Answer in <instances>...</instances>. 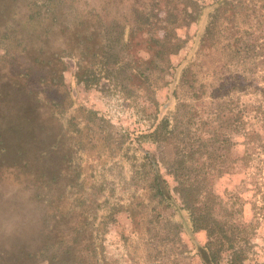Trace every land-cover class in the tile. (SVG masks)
<instances>
[{"label": "rangeland", "instance_id": "rangeland-1", "mask_svg": "<svg viewBox=\"0 0 264 264\" xmlns=\"http://www.w3.org/2000/svg\"><path fill=\"white\" fill-rule=\"evenodd\" d=\"M167 1L0 0V264H205L168 169L191 153L234 195L244 264H264V150L240 160L264 111V0L233 3L204 45L217 0H196L151 63L152 23L186 3Z\"/></svg>", "mask_w": 264, "mask_h": 264}, {"label": "trees", "instance_id": "trees-1", "mask_svg": "<svg viewBox=\"0 0 264 264\" xmlns=\"http://www.w3.org/2000/svg\"><path fill=\"white\" fill-rule=\"evenodd\" d=\"M185 1L186 3L179 12L176 10L171 13L169 9H166L162 17H157L156 13L157 20L152 25H158L162 33L160 37H148L149 41H153L152 44L154 47V59L151 63L155 59H163L164 56L176 53L180 49L182 40L177 33V27L184 22L186 24L194 21L199 14V11H196L198 7L196 0ZM167 2L169 3V0ZM244 2L245 0L242 2L239 0H235V2L234 0H217L216 8L206 26L205 33L200 38V43L204 45L210 42L209 40L213 41V34L219 30L217 17L220 14L224 15L228 22H231L229 19L232 17L231 13L234 9L233 3H237L241 9H245ZM149 28L146 29V34L151 33V29L149 30ZM251 49L257 53H261L260 50L263 47L258 43H254ZM255 111L257 113L254 115V118L259 125V129L252 128L242 133V145L245 150L244 156L240 160L243 161V165L245 166L250 163L255 150H264V111L260 107ZM240 115H243L241 111L236 112L234 119L236 121V130L243 128V120ZM156 133L157 129L150 132L149 135L155 138ZM192 154L176 158L168 169L175 178V191L181 199L183 208L187 209L190 213L192 228L194 230H204L207 234L208 240L200 251L202 258L205 264H244L243 249L237 245L243 231L239 222L234 217V195L229 194L226 196V200L218 197L212 189V186L208 183L209 172L215 166L214 160L210 158L208 165L205 167L198 160L193 159ZM219 157L218 159H220ZM222 162V160L218 162L219 164L217 166L219 167L216 169V173L218 174L223 172ZM151 189L152 197L158 198L159 202L165 199V191L160 185L158 177H153Z\"/></svg>", "mask_w": 264, "mask_h": 264}]
</instances>
